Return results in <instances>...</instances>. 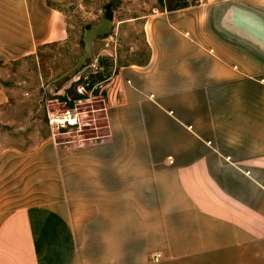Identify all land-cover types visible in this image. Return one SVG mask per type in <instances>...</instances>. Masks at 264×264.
Returning <instances> with one entry per match:
<instances>
[{
  "label": "crops",
  "instance_id": "0c3cea01",
  "mask_svg": "<svg viewBox=\"0 0 264 264\" xmlns=\"http://www.w3.org/2000/svg\"><path fill=\"white\" fill-rule=\"evenodd\" d=\"M52 1L0 0V61L69 38ZM159 2L146 65L56 85L97 135L0 150V264H264V0Z\"/></svg>",
  "mask_w": 264,
  "mask_h": 264
},
{
  "label": "rangeland",
  "instance_id": "374dc122",
  "mask_svg": "<svg viewBox=\"0 0 264 264\" xmlns=\"http://www.w3.org/2000/svg\"><path fill=\"white\" fill-rule=\"evenodd\" d=\"M52 3L67 17L69 38L64 42L42 45L36 53L19 60L0 62V85L10 98L7 104L0 106V150L6 146L30 149L53 136L50 112L77 107L92 114L90 110L101 105L98 99H94L89 103L67 106L56 98L58 95L54 91L56 85L65 82L67 77L57 78L83 53L85 29L100 23L105 15L112 14L114 29L105 36L106 40L101 36L95 39L96 51L92 49L89 63L94 62L95 56L101 52L104 57L117 61L118 65L139 64L148 56L142 16L161 8L159 0H53ZM68 77L67 80H71L74 74ZM97 115L96 121H92L91 116L85 117L93 126L81 132L82 138L97 135L104 124L103 118H99L101 115ZM76 133L80 132L72 130L58 134L57 139L72 137Z\"/></svg>",
  "mask_w": 264,
  "mask_h": 264
},
{
  "label": "built area",
  "instance_id": "2783aa9c",
  "mask_svg": "<svg viewBox=\"0 0 264 264\" xmlns=\"http://www.w3.org/2000/svg\"><path fill=\"white\" fill-rule=\"evenodd\" d=\"M93 66V69L96 68L97 63H91ZM76 90L80 94H86L88 93V90L86 88V85L84 83L78 84L76 87ZM80 102V101H79ZM105 110L104 105H100L97 107H94L91 111L92 114H90L89 110H79L77 107L75 108H67L61 112H50L49 113V124L52 129V134L53 136H57L58 134H63V133H69L72 132V130L79 131L80 135H83L81 132H83L86 127H89L92 129V122L91 121H86L85 117L91 116L92 121H96L98 115L99 118L102 119L103 115L101 112ZM96 128V127H95ZM98 128V126H97ZM84 138H87L85 136ZM91 138V137H88ZM161 256L160 253L155 255V259H158ZM114 264V263H111Z\"/></svg>",
  "mask_w": 264,
  "mask_h": 264
},
{
  "label": "water",
  "instance_id": "95a60500",
  "mask_svg": "<svg viewBox=\"0 0 264 264\" xmlns=\"http://www.w3.org/2000/svg\"><path fill=\"white\" fill-rule=\"evenodd\" d=\"M114 21L109 18H103L100 23L93 24L84 31V51L79 56L78 60L74 65L69 67L63 74H61L58 79H62L68 75L74 74L76 71V80H78L83 74L90 73L93 70V66L89 63L88 59L92 54L93 43L95 39L99 36H105L110 34L114 29ZM104 63V59L101 60Z\"/></svg>",
  "mask_w": 264,
  "mask_h": 264
},
{
  "label": "trees",
  "instance_id": "16d2710c",
  "mask_svg": "<svg viewBox=\"0 0 264 264\" xmlns=\"http://www.w3.org/2000/svg\"><path fill=\"white\" fill-rule=\"evenodd\" d=\"M108 8H109V6H107ZM110 8H111V5H110ZM106 16V18H109V19H112L113 18V16H112V14H107V15H105ZM108 35V34H107ZM107 35H105V36H107ZM104 37V36H103ZM147 42V41H146ZM147 45H148V56H147V58H146V60L144 61V62H142V63H139L140 65H146L148 62H149V59H150V54H151V48H150V46H149V44H148V42H147ZM1 62V61H0ZM127 64H130V63H120V65H127ZM80 70V69H79ZM78 70V71H79ZM78 71H76V72H78ZM75 72V73H76ZM74 73V74H75ZM72 75V74H71ZM68 76H70V75H68ZM68 76H66L67 78H65V80H67V79H69V77Z\"/></svg>",
  "mask_w": 264,
  "mask_h": 264
}]
</instances>
